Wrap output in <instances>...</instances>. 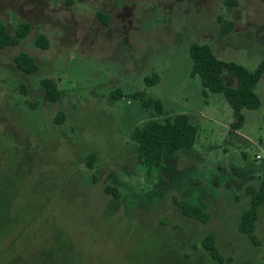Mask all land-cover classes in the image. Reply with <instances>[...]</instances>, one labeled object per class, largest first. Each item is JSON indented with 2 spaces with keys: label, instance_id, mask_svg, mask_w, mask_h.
Instances as JSON below:
<instances>
[{
  "label": "rangeland",
  "instance_id": "obj_1",
  "mask_svg": "<svg viewBox=\"0 0 264 264\" xmlns=\"http://www.w3.org/2000/svg\"><path fill=\"white\" fill-rule=\"evenodd\" d=\"M219 17L233 24L230 33ZM21 23L31 24L29 36L0 49V264H36L46 245L66 239L74 256L61 255L73 264L75 256L76 264H216L200 245L206 234L232 259L226 264H264V203L260 245L238 229L264 177L256 161L264 75L254 88L261 108L244 110L234 131L225 96L191 77L189 54L193 43L208 44L220 60L254 70L264 59V0H0V25L15 37ZM41 34L47 49L36 46ZM21 52L37 73L16 69ZM153 75L160 81L147 87ZM47 78L63 94L58 102L46 97ZM139 90L160 99L164 114L133 99ZM183 114L199 129L194 148L168 151L160 168L139 164L133 130ZM174 199L201 207L209 221L187 218Z\"/></svg>",
  "mask_w": 264,
  "mask_h": 264
},
{
  "label": "trees",
  "instance_id": "obj_2",
  "mask_svg": "<svg viewBox=\"0 0 264 264\" xmlns=\"http://www.w3.org/2000/svg\"><path fill=\"white\" fill-rule=\"evenodd\" d=\"M219 22L222 25V34H228L233 29V24L219 17ZM107 23V21H105ZM32 31V26L29 23H21L17 26L15 37L11 36L5 25H0V49L10 46H19L20 43L26 39ZM36 46L42 49L49 47V42L45 35L41 34L36 40ZM189 54L193 65L191 70V77H198L204 92L221 93L225 96L227 104L232 109L231 128L234 131H239L245 124L244 110H258L262 106L260 96L254 91L255 86L260 82L264 75V59L258 64L254 70L238 64L233 61L220 60L212 51L208 44L193 43L190 46ZM16 69L24 74L32 75L39 71V66L36 61L28 54L21 52L14 59ZM224 73H228L236 80V86H228ZM160 77L153 75L147 78L145 83L147 87H152L158 84ZM46 97L49 102H58L62 97V92L58 89L57 83L47 78L41 82ZM115 100H122L125 98L121 89H117L112 93ZM131 97L142 102L145 109L153 108L158 115H163L165 110L163 102L160 99L147 97L146 90H139L134 92ZM64 121V114L60 113L55 121V125H60ZM199 138V129L197 125L193 124L190 117L186 114L172 117H167L163 122L156 120L148 121L141 127H137L131 134V140L136 143V154L139 164L160 168L165 161V156L168 151L192 150ZM96 156L90 154L87 157V163L90 168H93ZM105 192L113 195L115 198L119 197L117 189L113 186H107ZM13 200V197L11 198ZM10 200V202H11ZM175 200V199H174ZM50 201V200H49ZM176 204L182 210L184 216L187 218L197 220L201 223L209 221V214L201 207L192 205L188 201L175 200ZM48 203V202H47ZM264 203V177L258 187V190L251 197L249 207L245 210L240 219L238 226L239 232L254 244L259 246L260 241L256 234V224L259 219V209ZM51 203L48 205L50 206ZM49 210V208H48ZM30 213V212H29ZM6 229L2 232L0 227V235H3ZM4 236V235H3ZM1 238V237H0ZM61 247L56 248L55 243H50L43 248L42 256L37 259L36 264H73L69 263L70 256L68 254L61 255V251L72 252V244L70 240L60 242ZM200 245L205 249L207 255L216 264L230 263L232 259L226 258L221 252L214 235L206 234L200 241ZM191 248H197L193 244ZM74 256L72 252V257ZM83 256V254H82ZM81 257V255L79 256ZM186 257V256H185ZM78 256L74 257L75 264ZM59 260H62L60 263ZM187 263L190 258L187 257Z\"/></svg>",
  "mask_w": 264,
  "mask_h": 264
},
{
  "label": "built area",
  "instance_id": "obj_3",
  "mask_svg": "<svg viewBox=\"0 0 264 264\" xmlns=\"http://www.w3.org/2000/svg\"><path fill=\"white\" fill-rule=\"evenodd\" d=\"M256 161H264V151L256 155Z\"/></svg>",
  "mask_w": 264,
  "mask_h": 264
}]
</instances>
